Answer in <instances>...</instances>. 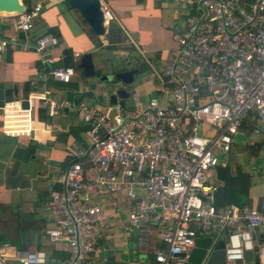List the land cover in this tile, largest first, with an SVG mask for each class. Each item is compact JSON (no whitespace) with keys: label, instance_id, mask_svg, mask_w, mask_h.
Masks as SVG:
<instances>
[{"label":"built area","instance_id":"built-area-1","mask_svg":"<svg viewBox=\"0 0 264 264\" xmlns=\"http://www.w3.org/2000/svg\"><path fill=\"white\" fill-rule=\"evenodd\" d=\"M187 2L192 14L174 35L173 58L151 69L163 100L151 96L135 107L58 101L46 88L49 82L68 83L75 74L73 66L54 65L64 58L58 37L43 33L33 43L0 38V53L34 48L45 86L4 104L5 134L33 136L40 108L51 116L74 108L88 125L87 147L65 168L61 188L50 191L47 203L55 223L49 238L66 242L62 264H92L106 198L126 204L129 221L137 226L136 245L149 255L139 264H181L200 237H211L213 244L224 238V264H237L256 249L252 231L264 225V208L218 207L214 172L227 164L244 122L251 116L264 122V0ZM42 7L38 3L15 15L17 28L30 32ZM100 9L106 34L116 15L105 0ZM101 42L110 44L106 36ZM9 249L0 244V264L46 262L43 251Z\"/></svg>","mask_w":264,"mask_h":264},{"label":"crops","instance_id":"crops-1","mask_svg":"<svg viewBox=\"0 0 264 264\" xmlns=\"http://www.w3.org/2000/svg\"><path fill=\"white\" fill-rule=\"evenodd\" d=\"M23 1L30 9L38 3L43 6L34 21L33 29L28 33L19 30L18 17L5 15L11 12H3L5 14L0 13V38L18 37L33 43L40 34H55L59 39L57 49L62 51L64 58L54 65L73 66L75 74L68 83L52 80L46 88L58 101H70L74 104L86 102L99 108L112 105L109 95L113 91L99 89L98 93H94L92 88L104 86H90L83 69L78 67L80 56L91 52L96 70L101 71L100 76L114 73L103 70L105 61L100 52L105 47L118 48L126 45L125 40L130 36L128 51L138 54L135 60L139 62V66L134 67L141 68L140 73L143 72L142 68L151 71L155 64L168 62L173 58L177 47L174 35L186 25L192 14L187 0H105L116 15L111 33L116 32L121 39L124 38L122 44L118 42L112 47L111 44L104 45L101 41L100 45L97 43L99 40L96 41L97 37L92 28L67 0ZM132 33L135 38L131 36ZM102 35L111 40L109 32ZM67 49L71 51L69 56L66 55ZM76 53L80 56H76ZM123 69L125 68L118 71ZM42 71L39 55L33 47H8L0 53V244L7 243L11 254L17 250L43 251L46 254L44 264H62L68 256L66 242L49 238L47 230L55 223L47 203L50 191L61 188L59 178L65 168L77 158L80 149L87 147L88 125L76 109L65 106L54 116L47 114L45 108H40L37 119L35 118L33 136L8 135L2 127L3 106L6 102L25 98L33 90H45L43 82L38 79V74ZM157 80L160 82L158 78ZM149 87L161 96L160 84H150ZM139 88L137 86L135 90L138 91ZM258 122L264 123L256 116H251L244 122L240 130L250 129L249 135L255 134L252 136L254 139L250 145L245 144L244 148H240L235 137L225 166L229 164L235 170L240 165L244 171L250 173L249 207L264 208V129H256ZM214 176L220 188L222 181L216 170ZM101 202L104 208L106 205L116 207L122 203L117 198H106ZM112 214H115L114 209H105L104 228L97 241L98 250L92 258V264H139L149 255L146 256L138 249L135 234L129 239L123 238L121 218L106 219ZM252 235L256 249L248 250L244 260L237 264H246L250 252L254 254L253 259L249 257L251 263L256 264L255 255L259 253L261 263L264 264V225L253 230ZM155 241L157 239L154 235L153 243ZM212 246L213 242L208 237H200L181 264H195L191 257L194 255L197 258L201 251L204 254L202 262L205 261ZM195 250L198 251L194 253ZM11 264L18 262L12 260Z\"/></svg>","mask_w":264,"mask_h":264},{"label":"water","instance_id":"water-1","mask_svg":"<svg viewBox=\"0 0 264 264\" xmlns=\"http://www.w3.org/2000/svg\"><path fill=\"white\" fill-rule=\"evenodd\" d=\"M68 4L77 9L84 20L89 24L93 31L102 35L105 32L103 26V12L100 9V0H67ZM28 9L27 5L23 0H0V13L11 12L10 14L5 15H17L23 13ZM78 67L82 68L85 76L92 77L96 75V67L93 59V54L91 52L83 53L80 56ZM140 68L134 67L126 70L117 71L115 73L103 74L100 76L101 81H120L122 86L111 92L109 95V100L112 104L120 103L121 106L126 105V101L131 97L132 92L127 89V86L134 82L135 76L140 73ZM22 104L24 107H28L29 103L27 100H23ZM211 242L213 239L208 237ZM199 238L196 241L198 243ZM225 240L221 238L215 244H213L211 252L206 256L205 261L202 262L204 254L201 253L194 258V255L191 257V260H195V264H224L225 263ZM198 251L195 250L194 253ZM193 253V254H194ZM185 255V254H183ZM255 263L262 264L260 260V254L256 253Z\"/></svg>","mask_w":264,"mask_h":264},{"label":"rangeland","instance_id":"rangeland-1","mask_svg":"<svg viewBox=\"0 0 264 264\" xmlns=\"http://www.w3.org/2000/svg\"><path fill=\"white\" fill-rule=\"evenodd\" d=\"M96 34V33H95ZM98 35V34H97ZM103 36V35H102ZM132 37L135 38L134 34L132 33L131 35ZM99 39V41H97ZM96 39L97 43L100 45V41H102V37L100 39V37ZM124 39V38H123ZM121 39L122 41L119 42V44H122V42H124V40ZM130 36H127V39L125 40V44L126 45H121L118 46V48H103L102 51L100 52L102 55V58L105 61V64L103 66V70L107 71V73L110 72H117L119 69L121 68H127L130 66H139V62L135 60V57L138 55L137 52L134 51H128L129 48L128 46L130 45ZM177 44V43H176ZM177 46V45H176ZM99 55V53L97 54ZM141 73L137 74L135 76L134 82L130 85H128V88L132 91V96L130 98L127 99V104L126 106H130V107H135L138 106L140 104H142V102L145 99H149L152 95H158L157 93L153 92L151 90L150 84H157V85H161V82H158L157 78L154 77L152 71L150 70H143L142 68ZM100 76V75H99ZM98 75L96 76H92V77H88V81L91 87H93L94 84H103L104 87H100L98 86L97 88H92L93 91H95L94 93H98L99 89L100 90H105L107 89V91H114L117 88L121 87L123 84L120 81H100V77ZM153 76V77H151ZM148 80H152V82L148 81ZM159 83V84H158ZM140 86V90H135V88L137 86ZM136 86V87H135ZM135 87V88H134ZM142 88V89H141ZM158 98L160 99V101L163 100L162 95H158ZM34 118L37 119V112H34ZM263 128L264 129V123L258 122L257 124V128ZM250 129H246L243 131H239L236 134L237 137V146L240 148H244L245 144H249L252 142V140L254 139L255 136L252 135L250 136ZM254 149V148H251ZM252 151V150H251ZM220 157H223L222 154H220ZM118 205V204H117ZM113 205H109V206H105L104 209L108 210L109 208L114 209L115 210V214L109 215L106 217V219H115L116 217H120L121 218V230L124 234V239H129V237L131 238V235L135 234L137 232V226H134L130 223L129 221V210L126 206V204L124 202L119 203L118 206L114 207ZM136 227V228H135ZM250 252V251H249ZM250 259L254 258V254H252V252L248 253ZM251 255V256H250ZM249 257H247L246 259V264H253L250 262Z\"/></svg>","mask_w":264,"mask_h":264},{"label":"trees","instance_id":"trees-1","mask_svg":"<svg viewBox=\"0 0 264 264\" xmlns=\"http://www.w3.org/2000/svg\"><path fill=\"white\" fill-rule=\"evenodd\" d=\"M109 30L111 39L110 44L113 47L115 43L121 42L122 40L116 35V32H114V34L111 33V30H113L112 26ZM93 33L95 32L93 31ZM96 37L98 39L102 37V35L96 34ZM70 52L71 51L67 49L66 55L69 56ZM96 74L100 75L101 71L97 69ZM216 172L218 173L219 179L222 181V185L216 194V205L218 207H225L231 203H235L242 208L249 207L251 202L249 197L250 173L244 171L240 165L236 166L235 170H233V167L229 164L225 167H217ZM261 208L263 207L261 206Z\"/></svg>","mask_w":264,"mask_h":264},{"label":"flooded vegetation","instance_id":"flooded-vegetation-1","mask_svg":"<svg viewBox=\"0 0 264 264\" xmlns=\"http://www.w3.org/2000/svg\"><path fill=\"white\" fill-rule=\"evenodd\" d=\"M130 68H134L133 66H130V67H127V68H125V69H123V70H126V69H130ZM141 69V68H140ZM115 73V72H114ZM127 89L128 90H130L129 88H128V86H127Z\"/></svg>","mask_w":264,"mask_h":264}]
</instances>
